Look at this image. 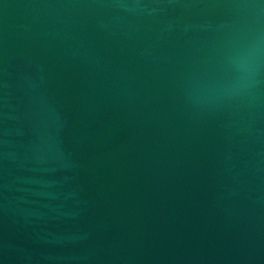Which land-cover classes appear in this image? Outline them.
<instances>
[{"label": "water", "instance_id": "obj_1", "mask_svg": "<svg viewBox=\"0 0 264 264\" xmlns=\"http://www.w3.org/2000/svg\"><path fill=\"white\" fill-rule=\"evenodd\" d=\"M264 0H0V264H264Z\"/></svg>", "mask_w": 264, "mask_h": 264}, {"label": "clouds", "instance_id": "obj_2", "mask_svg": "<svg viewBox=\"0 0 264 264\" xmlns=\"http://www.w3.org/2000/svg\"><path fill=\"white\" fill-rule=\"evenodd\" d=\"M264 63V41L259 38L250 44L247 49L231 57V65L237 73V80L230 86L231 89H240L246 79L259 70Z\"/></svg>", "mask_w": 264, "mask_h": 264}]
</instances>
